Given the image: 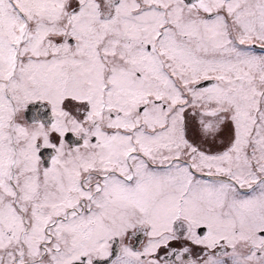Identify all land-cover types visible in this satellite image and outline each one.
Here are the masks:
<instances>
[{
  "label": "snow or ice",
  "instance_id": "1",
  "mask_svg": "<svg viewBox=\"0 0 264 264\" xmlns=\"http://www.w3.org/2000/svg\"><path fill=\"white\" fill-rule=\"evenodd\" d=\"M0 264H264V0H0Z\"/></svg>",
  "mask_w": 264,
  "mask_h": 264
}]
</instances>
